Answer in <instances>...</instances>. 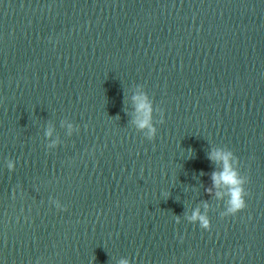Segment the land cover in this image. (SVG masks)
Returning a JSON list of instances; mask_svg holds the SVG:
<instances>
[{
  "label": "water",
  "instance_id": "obj_1",
  "mask_svg": "<svg viewBox=\"0 0 264 264\" xmlns=\"http://www.w3.org/2000/svg\"><path fill=\"white\" fill-rule=\"evenodd\" d=\"M220 148L234 216L207 191ZM123 259L264 264V0H0V264Z\"/></svg>",
  "mask_w": 264,
  "mask_h": 264
},
{
  "label": "clouds",
  "instance_id": "obj_2",
  "mask_svg": "<svg viewBox=\"0 0 264 264\" xmlns=\"http://www.w3.org/2000/svg\"><path fill=\"white\" fill-rule=\"evenodd\" d=\"M133 101L136 112V118L134 120L136 127L144 131L149 138H154L157 134V129L153 123L155 109L150 97L143 91H139L133 97ZM161 117H163L162 112ZM161 122H163V119H161ZM69 127L71 128L72 126L69 125ZM46 134L51 137L52 129L49 128ZM53 146L54 144L49 145V147ZM208 158L219 166V170L212 172V188H209L207 191L211 195L213 189H222V191H216L215 193L218 198L226 200L225 211L221 215L225 217L234 216L247 207V201L245 199L247 196L245 189L247 178L242 176L239 171V160L232 151L225 150L224 148L213 150ZM7 166L9 170H13L15 164L9 161ZM53 204L63 210V206L58 201L53 200ZM204 209L205 211H201L200 208L194 209L187 219L193 224L198 223L200 227L209 229L211 227V221L207 214L208 205L205 204ZM176 222L180 223L179 218H176ZM119 264H130V261L123 259Z\"/></svg>",
  "mask_w": 264,
  "mask_h": 264
}]
</instances>
